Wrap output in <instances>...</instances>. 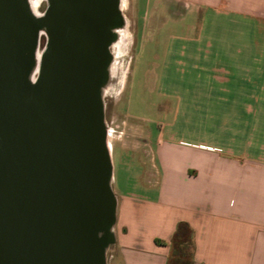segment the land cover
<instances>
[{
  "label": "water",
  "instance_id": "water-1",
  "mask_svg": "<svg viewBox=\"0 0 264 264\" xmlns=\"http://www.w3.org/2000/svg\"><path fill=\"white\" fill-rule=\"evenodd\" d=\"M47 3L38 17L31 0H0V264H107L103 87L120 0Z\"/></svg>",
  "mask_w": 264,
  "mask_h": 264
},
{
  "label": "crops",
  "instance_id": "crops-1",
  "mask_svg": "<svg viewBox=\"0 0 264 264\" xmlns=\"http://www.w3.org/2000/svg\"><path fill=\"white\" fill-rule=\"evenodd\" d=\"M168 5L191 19L179 24L190 30L186 40H205L202 66L214 71L200 95L217 124L205 138L179 141L160 130L152 140L157 191L139 198L114 192L112 264H167L180 224L192 231L193 264H264V0Z\"/></svg>",
  "mask_w": 264,
  "mask_h": 264
},
{
  "label": "rangeland",
  "instance_id": "rangeland-1",
  "mask_svg": "<svg viewBox=\"0 0 264 264\" xmlns=\"http://www.w3.org/2000/svg\"><path fill=\"white\" fill-rule=\"evenodd\" d=\"M164 2L166 6L170 0H120L123 30L116 29L119 34L111 48V77L103 87L112 189L119 197L156 194L152 186V140L160 130L181 141L205 138L202 134L210 133L207 130L217 124V116L206 113L209 106L200 95L208 89L206 80L214 71L202 66L205 40L200 36L193 45L186 40L183 35L190 30L180 25L189 24L191 19L182 18L181 7L168 5L159 13ZM43 4L41 0L38 5L40 14ZM175 34L181 36L174 40ZM231 40V35L225 36L224 43L231 44ZM45 46L42 38L40 55ZM191 50L193 57L189 58ZM160 91L176 92L183 98H169ZM114 248L106 250L107 264L113 262Z\"/></svg>",
  "mask_w": 264,
  "mask_h": 264
},
{
  "label": "trees",
  "instance_id": "trees-1",
  "mask_svg": "<svg viewBox=\"0 0 264 264\" xmlns=\"http://www.w3.org/2000/svg\"><path fill=\"white\" fill-rule=\"evenodd\" d=\"M172 252L167 264H193L194 245L192 231L187 224H180L172 240Z\"/></svg>",
  "mask_w": 264,
  "mask_h": 264
},
{
  "label": "bare ground",
  "instance_id": "bare-ground-1",
  "mask_svg": "<svg viewBox=\"0 0 264 264\" xmlns=\"http://www.w3.org/2000/svg\"><path fill=\"white\" fill-rule=\"evenodd\" d=\"M40 1L41 0H36V1H32L31 0V8H32V10H33V12L39 17L41 14L38 12V5L40 4ZM127 4V3H126ZM120 6H121V3H120ZM129 25V24H128ZM121 27H122V24H119L118 25V28L117 29H121ZM121 30H123V29H121ZM117 31V30H116ZM119 31V30H118ZM130 32V31H129ZM128 32V33H129ZM119 33H117V35H118ZM133 34V33H132ZM117 35H116V38H115V40L113 41V44H114V42H116V40H117ZM121 36V35H120ZM132 36V35H131ZM123 37V36H122ZM121 39V38H120ZM130 39V38H129ZM117 42H119V41H117ZM122 42V41H121ZM130 44V43H129ZM117 46V45H116ZM118 47H119V44H118ZM124 51V50H123ZM118 54H120L121 53V50L120 51H118L117 52ZM40 57H41V55H40V53H39V51L37 52V54H36V67L34 66V70H33V68H32V71L34 72V74L36 73V72H38V69H39V63H40ZM115 60V59H114ZM112 62V61H111ZM112 65V64H111ZM111 70V69H110ZM110 77H111V73H110V75H109ZM120 79V78H119ZM108 84H109V82H108ZM107 90V89H106ZM111 92V91H110ZM104 93V92H103ZM110 96V95H109ZM111 98V97H110ZM104 99V98H103ZM102 237H103V239H106L105 241H106V245L107 246H109L110 245V243H111V236L108 234L106 237H104V234H102Z\"/></svg>",
  "mask_w": 264,
  "mask_h": 264
},
{
  "label": "flooded vegetation",
  "instance_id": "flooded-vegetation-1",
  "mask_svg": "<svg viewBox=\"0 0 264 264\" xmlns=\"http://www.w3.org/2000/svg\"><path fill=\"white\" fill-rule=\"evenodd\" d=\"M41 9L43 10V13H45L47 11V9H48L47 0H44V4L41 6ZM42 38H44L46 40V46H47V44H48L47 37L43 36Z\"/></svg>",
  "mask_w": 264,
  "mask_h": 264
}]
</instances>
